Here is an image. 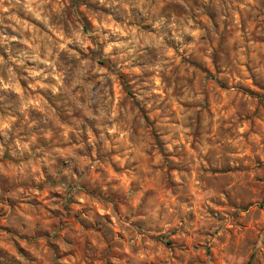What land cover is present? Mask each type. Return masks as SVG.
Here are the masks:
<instances>
[{
	"label": "clouds",
	"instance_id": "obj_1",
	"mask_svg": "<svg viewBox=\"0 0 264 264\" xmlns=\"http://www.w3.org/2000/svg\"><path fill=\"white\" fill-rule=\"evenodd\" d=\"M0 264H264V0H0Z\"/></svg>",
	"mask_w": 264,
	"mask_h": 264
}]
</instances>
